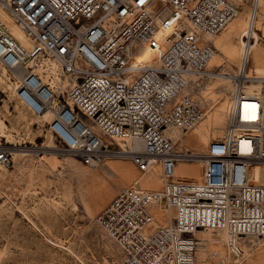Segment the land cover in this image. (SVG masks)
<instances>
[{
    "label": "built area",
    "instance_id": "built-area-1",
    "mask_svg": "<svg viewBox=\"0 0 264 264\" xmlns=\"http://www.w3.org/2000/svg\"><path fill=\"white\" fill-rule=\"evenodd\" d=\"M245 3L253 21L264 14V0H0V13L32 42L22 44L0 18V106L21 108L86 166L115 156L144 173L162 166V189L123 191L98 216L122 264H193L198 230L223 231L235 248L243 237L264 236V80L250 92L252 79L232 76L222 183L176 181L180 156L168 135L205 117L184 94L192 76L208 75L214 52L203 36L219 35ZM148 48L154 64L137 66ZM116 139L140 140L143 152L116 149ZM23 145L0 137V174ZM158 206L175 217L152 228Z\"/></svg>",
    "mask_w": 264,
    "mask_h": 264
},
{
    "label": "bare ground",
    "instance_id": "bare-ground-1",
    "mask_svg": "<svg viewBox=\"0 0 264 264\" xmlns=\"http://www.w3.org/2000/svg\"><path fill=\"white\" fill-rule=\"evenodd\" d=\"M244 5L248 7H244V12L239 14L240 16L238 15L236 19L230 21L220 35L203 36L204 44L212 47L214 52L207 67L208 75L192 76L191 92L187 90L184 94L192 96V91L198 87L197 81L201 78H206L211 81L205 86L200 87V91L207 102L211 100L216 104L220 103V106L212 113L206 109L205 117L190 131L191 135L185 137L190 132L183 134L178 130H172L168 133L176 147L178 146L177 153L180 156L175 168L174 179L176 181H195L201 184L209 182L222 183V169L214 165L193 164L188 161L186 155L189 154V150L192 151V155L207 154L215 157L222 155L225 125L229 118L228 107L231 100V97L228 99L227 92H230L231 95L234 93L232 76L244 72L247 78L252 79L248 85V91L250 92L259 90L264 80V47L260 44V35L257 32L259 30L264 33V15L263 13H259L253 21L251 6L249 3H245ZM0 18L22 44L31 47L32 42L30 38L6 13L1 12ZM252 26L254 43L251 44L250 54L247 62H245L243 37L252 34ZM154 53L155 51L151 48L143 50L136 57V65L150 66L154 64ZM222 67L221 73L215 72V68ZM234 68L237 71H234V73L230 72ZM200 105L201 107L203 106V104ZM6 111H8V106H6ZM49 117L50 115H46L44 119L48 121ZM92 129L97 134H100L97 127H92ZM0 137L8 141L14 139L7 125V120L1 112ZM46 141L47 143L43 148L48 149L47 151L55 148V142L52 137H49ZM139 143L143 148V143L140 140L116 139L113 142L122 151L134 153L141 152ZM128 146L131 149H122V147ZM27 150H21L15 155V162L19 168H22L24 158L29 156L24 153ZM40 153L41 159L46 158V161L52 167L60 164L57 156L43 155V152ZM69 158L72 160L71 162L78 166L82 198L87 203L92 217L96 215L97 210H100L119 191L123 192L130 189L156 191L163 187L162 166L160 163L155 164L149 172L144 173L138 172L133 162L128 160L129 158L121 159V157L117 156L108 158L104 163L106 164V169L101 167L103 164L98 167L88 166L86 168L75 157L71 156ZM219 166L222 167V165ZM108 172H111V174ZM152 213L156 220L152 228L163 227L170 223V218L175 217L174 212L165 210L161 206L152 208ZM195 240L197 247L194 252L193 264H206L208 260L210 262L215 259H220L221 264H264V238L261 236L243 237L236 248L228 242L226 234L219 230H198L195 232Z\"/></svg>",
    "mask_w": 264,
    "mask_h": 264
},
{
    "label": "rangeland",
    "instance_id": "rangeland-1",
    "mask_svg": "<svg viewBox=\"0 0 264 264\" xmlns=\"http://www.w3.org/2000/svg\"><path fill=\"white\" fill-rule=\"evenodd\" d=\"M244 7L248 6L243 5L241 13ZM257 32L260 44L264 47V33ZM222 69L214 70L221 73ZM234 71L237 69L230 70L232 73ZM209 81L206 78L199 79L192 96L199 105L203 104L204 111L207 109L212 113L219 108L220 103L207 102L200 91V87ZM227 97H231L230 92H227ZM6 106H9L8 111ZM0 112L14 136L10 141L26 143L23 146L28 150L24 153L29 155L24 158L22 168L14 162L9 170L0 174V264H122L120 247L98 223V216L122 191L116 193L92 217L82 198L80 172L77 164L71 162V155L64 152L55 141L54 149L47 151L43 148L51 136L37 128L38 121L15 107V104L1 105ZM189 135L191 132L185 137ZM139 145L143 152L142 145ZM40 152L57 156L60 164L52 167L46 158L41 159ZM188 153L191 157L188 154L186 158L193 164L214 165L222 169L219 166L222 165L221 156L192 155L191 150ZM128 160L132 162L130 158ZM105 165L101 167L106 169ZM220 261L208 260L206 264H221Z\"/></svg>",
    "mask_w": 264,
    "mask_h": 264
}]
</instances>
